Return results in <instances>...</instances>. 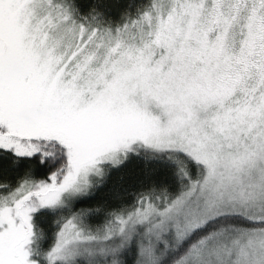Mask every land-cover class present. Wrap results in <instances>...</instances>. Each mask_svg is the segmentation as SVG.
Segmentation results:
<instances>
[{
	"label": "snow or ice",
	"instance_id": "obj_1",
	"mask_svg": "<svg viewBox=\"0 0 264 264\" xmlns=\"http://www.w3.org/2000/svg\"><path fill=\"white\" fill-rule=\"evenodd\" d=\"M0 264H264V0H0Z\"/></svg>",
	"mask_w": 264,
	"mask_h": 264
},
{
	"label": "trees",
	"instance_id": "obj_2",
	"mask_svg": "<svg viewBox=\"0 0 264 264\" xmlns=\"http://www.w3.org/2000/svg\"><path fill=\"white\" fill-rule=\"evenodd\" d=\"M94 2L100 4L106 18H110L113 22H117L125 12L130 16H134L139 8H142L147 4L148 0H74V3L80 9L82 14L87 11L89 6ZM142 163L143 162L141 161L137 164V167H141ZM127 167L128 166L125 165V169H127ZM118 174V171L114 172L113 177Z\"/></svg>",
	"mask_w": 264,
	"mask_h": 264
}]
</instances>
